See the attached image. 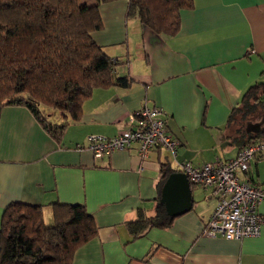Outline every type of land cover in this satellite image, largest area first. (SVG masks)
Segmentation results:
<instances>
[{"label":"crops","instance_id":"1","mask_svg":"<svg viewBox=\"0 0 264 264\" xmlns=\"http://www.w3.org/2000/svg\"><path fill=\"white\" fill-rule=\"evenodd\" d=\"M193 4L181 10L177 33L167 35L127 17V0L101 3L103 27L93 38L116 59L113 79L130 82L95 87L78 119L60 112L51 121L65 123L59 135L24 105L0 108V230L14 201L42 205L43 219L51 223L54 202L82 203L97 232L75 250L72 264H264V223L258 235L241 239L203 233L216 205L210 190L189 179L191 207L177 215L159 203L167 184L165 195L176 204L170 189L175 180L168 178L181 172L179 162L230 159L246 134L256 132L247 124L264 123L261 96L243 125L237 116L229 120L252 85L260 84L258 94H264V0ZM143 104L165 111L167 128L179 141L175 153L156 147L143 156L137 144L100 157L77 149L89 134L113 136L127 127L130 113ZM236 174L264 187V156ZM258 212L264 215V200ZM160 214L171 217L170 224L134 238L131 222ZM1 238L0 232V246Z\"/></svg>","mask_w":264,"mask_h":264},{"label":"trees","instance_id":"2","mask_svg":"<svg viewBox=\"0 0 264 264\" xmlns=\"http://www.w3.org/2000/svg\"><path fill=\"white\" fill-rule=\"evenodd\" d=\"M109 1L0 0V108L24 105L47 131L59 135L65 123L51 122L43 106L75 120L95 87L128 85L126 76L113 79L116 59L93 38L103 27L99 6ZM193 5V0H127L126 16L157 34L173 35L181 10ZM260 87L245 92L244 105L233 108L230 121L237 116L243 125L250 119L258 107L254 101L261 96L264 102ZM246 135L243 146L264 138V123ZM52 208L53 221L46 224L42 205L9 203L1 220L0 264H72L75 250L96 234V223L82 203L54 202ZM170 222L165 214L141 216L130 229L136 238Z\"/></svg>","mask_w":264,"mask_h":264},{"label":"built area","instance_id":"3","mask_svg":"<svg viewBox=\"0 0 264 264\" xmlns=\"http://www.w3.org/2000/svg\"><path fill=\"white\" fill-rule=\"evenodd\" d=\"M128 125L113 136L89 134L84 146L94 156H103L117 149L138 145L140 155L150 149L162 147L175 153L179 143L168 130L165 111L156 105L143 104L128 117ZM264 156V140H255L240 148L238 153L227 160L205 162L194 165L190 161L178 163L180 171L204 189L210 190L216 205L203 233L219 234L226 239H241L260 233L264 215L258 206L264 200V187L241 181L236 172L248 169L250 160Z\"/></svg>","mask_w":264,"mask_h":264},{"label":"water","instance_id":"4","mask_svg":"<svg viewBox=\"0 0 264 264\" xmlns=\"http://www.w3.org/2000/svg\"><path fill=\"white\" fill-rule=\"evenodd\" d=\"M261 122L248 123L246 129L258 131L260 129ZM171 179L175 180V185L170 189L172 191V199L176 201V204L173 205L170 203L165 195L167 192V184L163 187V193L159 200V203H164L166 212L169 215H177L188 210L191 207V191L190 183L188 176L184 172L177 173V175L172 174L168 178V182H171Z\"/></svg>","mask_w":264,"mask_h":264},{"label":"rangeland","instance_id":"5","mask_svg":"<svg viewBox=\"0 0 264 264\" xmlns=\"http://www.w3.org/2000/svg\"><path fill=\"white\" fill-rule=\"evenodd\" d=\"M42 111L48 116V113H50L51 115L49 116V120L53 121L55 119V117H59V113L60 111L57 108L54 107H50V106H43L42 107ZM46 224H51V221L49 220H45Z\"/></svg>","mask_w":264,"mask_h":264},{"label":"clouds","instance_id":"6","mask_svg":"<svg viewBox=\"0 0 264 264\" xmlns=\"http://www.w3.org/2000/svg\"><path fill=\"white\" fill-rule=\"evenodd\" d=\"M182 172V171H181ZM189 179V178H188Z\"/></svg>","mask_w":264,"mask_h":264}]
</instances>
